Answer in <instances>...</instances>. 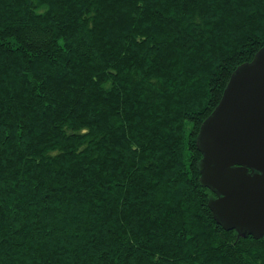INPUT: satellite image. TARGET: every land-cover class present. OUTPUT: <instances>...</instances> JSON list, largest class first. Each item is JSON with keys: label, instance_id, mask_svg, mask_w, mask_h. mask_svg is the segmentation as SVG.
<instances>
[{"label": "trees", "instance_id": "16d2710c", "mask_svg": "<svg viewBox=\"0 0 264 264\" xmlns=\"http://www.w3.org/2000/svg\"><path fill=\"white\" fill-rule=\"evenodd\" d=\"M263 40L264 0H0V264H264L195 167Z\"/></svg>", "mask_w": 264, "mask_h": 264}, {"label": "water", "instance_id": "95a60500", "mask_svg": "<svg viewBox=\"0 0 264 264\" xmlns=\"http://www.w3.org/2000/svg\"><path fill=\"white\" fill-rule=\"evenodd\" d=\"M215 104L198 122V181L224 227L264 233V40L235 63Z\"/></svg>", "mask_w": 264, "mask_h": 264}]
</instances>
